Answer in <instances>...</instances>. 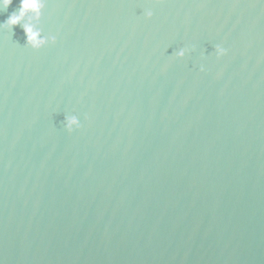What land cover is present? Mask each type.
<instances>
[{"label": "water", "instance_id": "obj_1", "mask_svg": "<svg viewBox=\"0 0 264 264\" xmlns=\"http://www.w3.org/2000/svg\"><path fill=\"white\" fill-rule=\"evenodd\" d=\"M35 27L55 43L0 30V264H264V0H45Z\"/></svg>", "mask_w": 264, "mask_h": 264}, {"label": "clouds", "instance_id": "obj_2", "mask_svg": "<svg viewBox=\"0 0 264 264\" xmlns=\"http://www.w3.org/2000/svg\"><path fill=\"white\" fill-rule=\"evenodd\" d=\"M13 0H0V14L6 12ZM45 7V0H18L17 7L8 14L7 18L0 22V30L12 31L15 26H19L25 36L24 46L33 50H39L42 47L55 43V36L48 35L46 38L41 37L40 31L35 27L41 19V11ZM145 17H151V10H146ZM40 37V38H38ZM192 49L183 47L175 51L177 58H183ZM214 52L217 58L224 56L227 50L220 45H216ZM200 71H204L203 65ZM63 127L66 131L72 132L74 129L81 127L80 120L76 115H64Z\"/></svg>", "mask_w": 264, "mask_h": 264}]
</instances>
